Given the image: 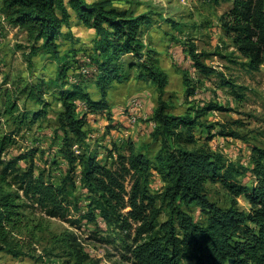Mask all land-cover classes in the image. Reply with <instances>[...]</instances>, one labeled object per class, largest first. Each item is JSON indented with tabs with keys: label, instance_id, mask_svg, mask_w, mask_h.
<instances>
[{
	"label": "trees",
	"instance_id": "1",
	"mask_svg": "<svg viewBox=\"0 0 264 264\" xmlns=\"http://www.w3.org/2000/svg\"><path fill=\"white\" fill-rule=\"evenodd\" d=\"M123 1L1 0L0 14L4 21L27 33L33 51L43 50L60 63L53 81L61 89L59 100L63 108L56 134H62L60 151L67 168L55 183L44 171L39 174L35 171V155L40 153L42 158L45 152L34 149L15 158L7 157L17 141L14 134L1 129L2 119L15 120L20 115L21 122H25L30 114L22 115L11 93H3L4 102L0 100V254L20 256L16 237L28 228L24 210L35 208L78 229L102 228L103 224L108 231H117L124 240L129 264H184V259L194 264H264V149H252L255 160L252 172L257 184L250 188L238 182L243 170H247L245 167L226 162L213 151L184 146L175 149L171 144V140L181 137L180 129L190 132L199 127L212 138L217 125H207L200 118L207 112L222 110L219 105L207 104L192 117L167 113L168 105L162 101L156 110L153 132V142L160 143L154 168L149 156L142 150L137 151L131 141L127 143V153L115 147L106 150L111 164L84 149L87 115L81 113L80 104L84 103L92 114L109 111V91L116 83L127 80V64L131 63L129 70L137 66L138 80L153 84L159 93L163 94L168 86L164 71L144 57L147 47L143 35L151 19L114 7ZM214 2H231L220 17L221 27L243 60L237 64L249 74L259 72L264 66V0ZM74 16L96 34L87 57L95 70L93 75L100 98L92 97L83 83H78L82 74L76 72L86 62L80 59L71 62L70 53L75 48L70 45V51L66 52L59 43L62 29L70 28ZM189 53L199 73L205 77L219 76L221 86L229 89V95L235 100L246 97V87L205 65L194 46ZM127 57L132 62L123 61ZM43 86L46 84L36 87L39 101ZM195 92L192 88L189 94ZM47 113L44 107L33 114L32 121ZM226 136L239 138L238 133L231 131ZM75 145L81 149L75 150ZM23 159L30 162L25 170L19 165ZM154 175H159L165 183L162 199L171 213L165 223H159L161 209L150 190ZM209 179L220 182L235 197L244 195L251 211L245 213L236 205L223 209L211 202L206 191ZM191 208L206 217L207 225H202L186 210Z\"/></svg>",
	"mask_w": 264,
	"mask_h": 264
},
{
	"label": "rangeland",
	"instance_id": "2",
	"mask_svg": "<svg viewBox=\"0 0 264 264\" xmlns=\"http://www.w3.org/2000/svg\"><path fill=\"white\" fill-rule=\"evenodd\" d=\"M87 1L93 3L98 0ZM230 6L231 2L216 4L214 0H124L116 3L114 7L119 10L147 15L151 19L149 27L144 28L143 41L148 49L144 57L164 71L169 82L161 94L153 84L138 80L137 66L129 70L131 63L127 64V80L116 83L109 91V111L92 114L86 110L84 103L80 104L81 113L87 115L84 149L111 164L112 159L107 158L106 150L115 147L121 153H127V143L131 141L137 151L142 150L149 156L153 167L160 150V143L153 142L156 110L160 103L163 101L168 105L166 112L169 114H189L192 117L197 115V109L212 103L222 110L207 112L200 121L217 125V130L212 132L213 137L199 127L190 132L180 129L181 137L171 140L172 146L175 149L184 146L216 152L226 162L245 167L247 170H243L238 182L255 187L257 178L252 172L255 167L252 149H264V66L259 72L249 74L237 64L243 60L220 23L221 15ZM61 33L59 43L62 49L69 52L70 45L75 48L76 53H70L71 62L77 59L86 62L76 72L82 74L78 83H83L92 97L100 98L93 75L95 70L89 65L87 57V51L96 37L95 32L84 27L74 16L70 28L64 27ZM191 46L205 65L215 68L237 85L246 87V97L235 100L229 95L230 90L221 86L223 82L219 76L205 77L199 73L189 53ZM123 61L132 62L129 57ZM59 65L45 51H33L27 33L9 26L0 14V100L4 102L2 94L9 91L12 99L17 101L21 114H30L25 122H21L20 115L15 116V120L2 119L1 129L14 134L17 141L7 157L15 158L34 149L45 152L42 158L40 153L35 155V171L36 174L44 171L55 183L61 180L67 168L60 151L62 134H56L60 127L59 115L63 111L59 100L61 89L53 83ZM41 83L46 86L42 87L39 101L36 87ZM192 88L196 92L190 95ZM44 107H47V115L33 122V114ZM220 126L226 133H238L239 138L226 136ZM74 149L81 148L75 145ZM29 163V159L19 161L24 170ZM127 184L130 186L129 182ZM164 188L165 183L159 175L151 176V194L161 209L159 223L167 222L171 215L162 199ZM206 191L209 200L223 209L236 205L240 211H251L244 195L233 196L218 181L209 179ZM186 210L202 225H207V219L200 211L193 208ZM24 214L27 231L16 237V250L20 256L1 253L0 264H129L125 258L124 240L117 231H108L103 224L102 228L83 226L78 229L35 208L24 210ZM131 237L136 238V234L133 232ZM183 263L194 264L188 259H184Z\"/></svg>",
	"mask_w": 264,
	"mask_h": 264
},
{
	"label": "built area",
	"instance_id": "3",
	"mask_svg": "<svg viewBox=\"0 0 264 264\" xmlns=\"http://www.w3.org/2000/svg\"><path fill=\"white\" fill-rule=\"evenodd\" d=\"M155 126H156V124H155ZM155 128V127H154Z\"/></svg>",
	"mask_w": 264,
	"mask_h": 264
}]
</instances>
